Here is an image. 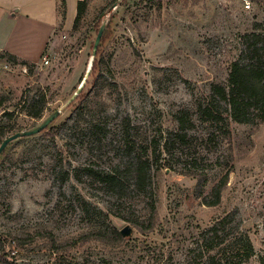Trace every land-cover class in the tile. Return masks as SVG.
<instances>
[{"label":"rangeland","instance_id":"374dc122","mask_svg":"<svg viewBox=\"0 0 264 264\" xmlns=\"http://www.w3.org/2000/svg\"><path fill=\"white\" fill-rule=\"evenodd\" d=\"M55 1L59 22L32 70L0 61V94L8 96L0 107L3 140L61 109L45 129L17 137L0 152V264L4 256L10 264H205L211 235L206 242L203 231L223 217L216 240L221 264H260L264 122H230V135L211 151L198 139L192 153H159L145 194L131 191L127 174L125 195L118 197L86 169L107 172L126 164V140L135 138V148L161 147L177 127L175 114L193 111L211 83L226 82L242 53V36L256 24L264 28V0H87L75 27L78 0ZM102 23L107 39H100L91 70ZM88 68L81 92L63 107ZM40 93L47 102L42 117L33 118L24 106ZM201 132L197 126L198 138ZM189 168L207 178L204 195L229 171L217 206L196 197ZM151 203L154 224L143 231ZM125 226L130 235L115 244L87 237ZM244 237L253 248L247 258L238 250Z\"/></svg>","mask_w":264,"mask_h":264},{"label":"trees","instance_id":"16d2710c","mask_svg":"<svg viewBox=\"0 0 264 264\" xmlns=\"http://www.w3.org/2000/svg\"><path fill=\"white\" fill-rule=\"evenodd\" d=\"M62 2H64L62 0ZM87 0H78L76 16L73 21V27L77 25L86 8ZM110 7L108 12H110ZM105 13H101L102 17ZM99 16V17H100ZM106 35L101 37L105 41ZM243 49L238 59L233 60L229 66L228 77L225 83L213 82L210 84L208 94L195 104L193 111L188 109L179 110L175 114L177 121L176 129L169 131L161 147L158 144L154 147L141 145L135 148V138L129 142L126 140L121 149L126 156L127 163H119L110 171H93L87 168L86 174L95 182L100 183L106 191L114 192L118 197L125 195L123 193V183L126 181L127 174L131 181V191L137 195L145 194L151 185V171L153 161L159 153L164 152L173 157V155L185 152L192 153L191 149L195 146V141L200 139V144L208 151L215 149L217 144L230 135V122L238 124L259 125L264 122V28L261 24H256L252 32L242 36ZM0 57L10 64H21L32 70L34 63L20 59L8 52L1 53ZM97 69L96 56L93 58L91 70ZM8 99L5 94H0V107ZM45 94L40 93L34 96L32 100L24 106L27 114L33 118H41L46 104ZM3 116H11L12 112H2ZM98 125H93V129ZM199 126L202 129L201 136L195 135V129ZM125 127V126H124ZM123 132L126 130L123 128ZM4 131L0 128V140H3ZM128 134L126 133V136ZM126 137H124L125 139ZM195 148V147H194ZM135 149V150H133ZM150 149V152L149 150ZM192 162H195L193 157ZM168 165V164H167ZM195 164L193 163V166ZM195 167V166H194ZM186 174L196 178L195 195L201 198L206 206H217L221 201V193L228 182L229 171H225L219 180L211 187L209 193L204 195L203 188L207 183V178L197 169L189 168ZM204 177V178H203ZM151 216L149 226L143 231L151 229L154 224L155 206L151 203ZM228 216V215H227ZM227 217L214 222L203 232L202 239L209 243L207 247V262L205 264H221L222 256L216 242L218 239V229H222L223 221ZM143 224H139L142 227ZM264 225V220H263ZM107 244L118 243L122 239L119 230L112 228L111 232L96 231L93 235L87 236ZM233 244V243H232ZM235 245V244H234ZM235 248V246L233 247ZM224 249V248H222ZM238 250L245 254V258L252 254L253 248L248 237L240 238ZM220 254V255H219ZM219 255V257H217ZM2 264H10L5 258L1 260ZM260 264H264L261 260Z\"/></svg>","mask_w":264,"mask_h":264},{"label":"crops","instance_id":"0c3cea01","mask_svg":"<svg viewBox=\"0 0 264 264\" xmlns=\"http://www.w3.org/2000/svg\"><path fill=\"white\" fill-rule=\"evenodd\" d=\"M57 5L55 0H0V55L39 60L59 22Z\"/></svg>","mask_w":264,"mask_h":264},{"label":"water","instance_id":"95a60500","mask_svg":"<svg viewBox=\"0 0 264 264\" xmlns=\"http://www.w3.org/2000/svg\"><path fill=\"white\" fill-rule=\"evenodd\" d=\"M104 26L105 24L102 23L100 25V28L97 32V35L95 37V40H94V43H93V47H92V59L90 61V67L92 65V61H93V58L95 57L96 55V51H97V47L100 43V39H101V36H102V33H103V30H104ZM89 71H90V68L87 69L86 71V74L83 78V80L81 81V83L79 84V86L77 87L76 91L72 94V96L67 100V102L65 103V105L63 107H65L66 105H68L73 99H75V97L81 92L83 86H84V83L87 79V76L89 74ZM61 109L60 110H57L55 111L54 113H52L50 116H48L46 119H44L36 128L34 129H31V130H26V131H22V132H16L14 134H12L11 136L5 138L1 145H0V152L2 151V149L6 146V144L14 139H16L17 137H20V136H26V135H31V134H34V133H37V132H40L41 130L45 129L46 126L60 113ZM121 235L123 237H126L128 235H130L131 233V228L129 226H125L123 229L119 230Z\"/></svg>","mask_w":264,"mask_h":264},{"label":"built area","instance_id":"2783aa9c","mask_svg":"<svg viewBox=\"0 0 264 264\" xmlns=\"http://www.w3.org/2000/svg\"><path fill=\"white\" fill-rule=\"evenodd\" d=\"M48 62H49V60H48L47 56H44V57H43V63H44V64H47ZM2 67H3V68H7L8 65L5 64V66H2ZM22 70H23L24 72H26V66H22Z\"/></svg>","mask_w":264,"mask_h":264}]
</instances>
